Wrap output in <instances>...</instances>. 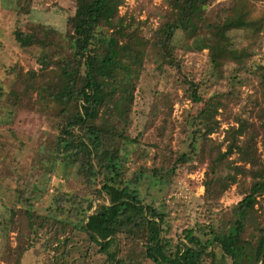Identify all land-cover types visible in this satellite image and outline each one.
<instances>
[{
	"label": "trees",
	"instance_id": "trees-1",
	"mask_svg": "<svg viewBox=\"0 0 264 264\" xmlns=\"http://www.w3.org/2000/svg\"><path fill=\"white\" fill-rule=\"evenodd\" d=\"M68 1L63 30L14 29L21 47L41 51L36 68H18L0 87V103L49 123L45 155L80 179L72 191L57 190L42 213L30 208L33 189L18 190L28 236L16 255L39 245L43 264H133L132 250L137 264H264V49L256 41L264 36V0H223L213 14L215 0H162L154 27L137 6L121 11L125 0ZM238 34L248 42L237 44ZM204 49L195 75L185 55ZM147 61L168 69L190 106L179 121L171 102L151 115L160 117L156 140L144 143L153 164L130 169L129 145L136 155L141 142L129 126ZM174 123L177 147L169 141ZM193 161L205 163L194 216L165 200ZM226 185L238 198L222 206Z\"/></svg>",
	"mask_w": 264,
	"mask_h": 264
},
{
	"label": "rangeland",
	"instance_id": "rangeland-1",
	"mask_svg": "<svg viewBox=\"0 0 264 264\" xmlns=\"http://www.w3.org/2000/svg\"><path fill=\"white\" fill-rule=\"evenodd\" d=\"M162 0H125L120 6L124 11L126 7L137 6L141 8L140 18L149 16L150 25H156V15L160 10ZM223 0H215L214 5L207 10L215 13L220 8ZM72 13V4L68 0H0V87L5 89L14 72L20 67L26 69L29 65L37 67L35 56L41 48L38 46L21 47L14 39L13 31L20 28L28 31L34 23L63 30L66 17ZM242 36V37H241ZM264 49V36L256 38ZM237 44H246L248 39L238 34L235 38ZM257 44V45H258ZM256 45V46H257ZM206 50L201 54H187V69L199 75L205 60ZM261 54L256 52V60ZM12 70V71H11ZM171 73L168 69L158 71L153 61H147L141 73L139 93L133 105L134 114L130 120L129 132L131 136L138 135L140 140L136 148L138 153L133 155L135 145H129L127 157L130 169L140 163L146 166L153 164L154 150L145 146L146 141L156 140L154 126L159 123L160 117L153 120L151 115L163 110L166 111L171 102V119L179 121L181 111L190 106L188 100H182L181 89L175 88ZM244 88V87H243ZM245 92H250L247 87ZM168 127L172 130L169 139L170 145L177 147L179 138L178 123ZM223 122L221 127H225ZM54 130L46 121L34 116L32 113L10 108L0 103V264H43L41 248L35 245L18 256L17 250L25 245L27 232V219L22 212V205L18 200V190L24 195H30L33 189L32 208L42 213L49 204L52 195L57 190L72 191L80 186V179L75 174L74 167L65 166L63 163L52 160L45 155L47 143L51 140ZM168 135V134H167ZM212 133L211 136H216ZM220 136V135H219ZM166 153V159L172 158ZM164 153H159V163H164ZM205 163L193 161L190 169L183 168L182 175L176 179L172 191L165 195L168 209L188 212L194 216L197 206L201 202L203 192L201 181ZM222 195L218 199L219 205H227L237 200L233 185L222 187ZM43 190V191H42ZM99 202V200L97 201ZM94 203L93 208H95ZM104 204H106L104 202ZM11 210H15L13 222L9 220ZM264 216V213H263ZM39 251V252H38ZM13 252L15 254H13ZM130 255L133 264L140 262L138 250H132ZM18 256V257H17Z\"/></svg>",
	"mask_w": 264,
	"mask_h": 264
},
{
	"label": "water",
	"instance_id": "water-1",
	"mask_svg": "<svg viewBox=\"0 0 264 264\" xmlns=\"http://www.w3.org/2000/svg\"><path fill=\"white\" fill-rule=\"evenodd\" d=\"M97 201H98V199L95 200V203H96ZM95 208H96V205H95ZM95 208H93V209L90 211V213H92V212L95 210ZM261 260H262V256H261L260 262H261Z\"/></svg>",
	"mask_w": 264,
	"mask_h": 264
}]
</instances>
